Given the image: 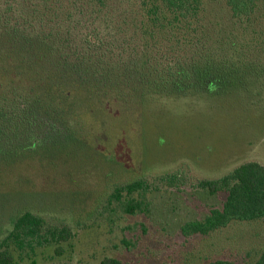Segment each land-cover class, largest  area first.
<instances>
[{
    "label": "rangeland",
    "instance_id": "obj_1",
    "mask_svg": "<svg viewBox=\"0 0 264 264\" xmlns=\"http://www.w3.org/2000/svg\"><path fill=\"white\" fill-rule=\"evenodd\" d=\"M209 2L210 35L219 38L214 46L243 38L224 5ZM67 110L66 123L41 147L33 150L25 138L19 148L26 151L13 159L0 155V243L13 219L28 210L73 233L65 243L18 251L19 264H101L105 257L124 264L258 259L263 220L233 222L190 238L181 227L223 207L226 193L211 195L200 181L221 178L246 162L264 165V90L182 97L126 93L122 100L99 97ZM134 180L146 184L141 194L149 211L131 216L110 197L116 186Z\"/></svg>",
    "mask_w": 264,
    "mask_h": 264
},
{
    "label": "trees",
    "instance_id": "obj_2",
    "mask_svg": "<svg viewBox=\"0 0 264 264\" xmlns=\"http://www.w3.org/2000/svg\"><path fill=\"white\" fill-rule=\"evenodd\" d=\"M216 1L243 37H228L220 49L208 27L209 0H0V155L13 159L26 151L19 148L25 138L33 150L41 147L66 123L64 109L85 100L264 90V0ZM145 185L116 186L110 200L131 216L148 212ZM199 185L226 199L202 220L185 223V238L264 221L263 164L246 162ZM71 238L69 227L24 211L0 243V264H19L18 251ZM101 264L124 263L105 257ZM253 264H264V250Z\"/></svg>",
    "mask_w": 264,
    "mask_h": 264
}]
</instances>
